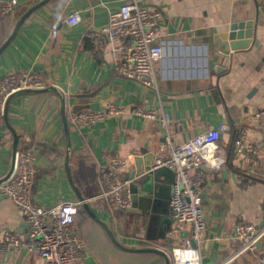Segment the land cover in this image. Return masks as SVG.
Masks as SVG:
<instances>
[{"label":"crops","instance_id":"crops-1","mask_svg":"<svg viewBox=\"0 0 264 264\" xmlns=\"http://www.w3.org/2000/svg\"><path fill=\"white\" fill-rule=\"evenodd\" d=\"M40 1L16 0L14 13L0 15V43ZM121 1L47 0L2 49L0 77L32 72L44 87L13 94L6 103V117L0 118V179L10 170L15 135L16 148L22 140L35 152L33 201L48 208L79 200L78 193L94 215L80 206L74 216L76 234L85 244L83 264H165L161 255L137 249H159L170 260L171 248L189 237L172 231L167 202L173 175L162 172L143 209L117 213L98 197L104 187L101 175L110 158L118 157L126 165L117 175L126 179L134 169L133 158L152 154L155 161L163 156L160 147L167 138L180 143L225 123L228 130L214 150L222 162L209 171L202 189L206 234L200 262L217 264L237 246L236 223H264V0H145L162 11L157 90L119 75L106 39L100 51L92 52L85 37L86 31L103 26L108 10ZM73 11L80 21L67 25L64 19ZM248 20L252 34L247 47L232 49L225 37L229 25ZM140 107L153 117L137 116L134 111ZM83 110L106 114L95 123L76 124L71 112ZM163 114L170 119L166 127L160 123ZM241 128L243 145L253 151L234 155ZM5 230L24 235L26 225L20 211L0 194V238ZM261 255L264 239L258 253H245L228 264H262ZM0 264L42 260L25 249L0 250Z\"/></svg>","mask_w":264,"mask_h":264},{"label":"built area","instance_id":"built-area-1","mask_svg":"<svg viewBox=\"0 0 264 264\" xmlns=\"http://www.w3.org/2000/svg\"><path fill=\"white\" fill-rule=\"evenodd\" d=\"M16 0H0V15L15 12ZM162 11L151 8L145 0H122L114 9H109L106 23L85 32L92 52L101 50L106 39L110 54L114 59L116 72L144 87L157 90L155 64L162 54L159 42ZM80 21L78 11L65 17L67 25ZM39 75L32 72L11 73L0 77V118L6 103L13 94L43 89ZM109 109L106 112H114ZM134 113L137 116L153 117L142 107ZM104 111H74L72 121L76 124H91L105 116ZM169 117H160L161 126L166 127ZM228 130L225 123L212 127L190 139L176 143L167 138L161 145L163 156L155 159L151 169L166 168L172 172L173 181L168 197L170 218L174 223L175 235L189 233L180 239L170 251V264H201L200 245L206 234L205 218L202 209V189L212 168L221 164L215 154L216 143L221 134ZM244 129L233 142L232 153L252 152L251 146L243 145ZM125 160L111 157L109 165L102 173L103 190L98 195L111 213L126 211L132 206L129 180L117 175ZM37 172L35 152L32 148L17 147L13 152L9 172L0 179V194L6 196L23 216L26 231L5 230L0 238V250L18 252L25 249L36 253L42 264H83L84 241L76 234L74 216L83 200L59 201L44 208L31 197L34 176ZM237 242L234 251L217 264H228L240 255L259 252L258 243L264 239V223L257 226L249 222H238L233 229ZM191 240L194 246L191 245ZM259 261L264 264V255Z\"/></svg>","mask_w":264,"mask_h":264},{"label":"water","instance_id":"water-1","mask_svg":"<svg viewBox=\"0 0 264 264\" xmlns=\"http://www.w3.org/2000/svg\"><path fill=\"white\" fill-rule=\"evenodd\" d=\"M46 1L47 0L40 1L39 3L30 7L23 15H21V17L18 19L17 23L15 24L13 31L11 35L9 36V38L0 46V52L9 43V41L15 34V31L17 30L18 26L23 22V20L29 14H31L35 9H37L39 6L45 3ZM250 24H251V21L248 20L245 22H237V23L234 22L229 25L228 32L226 33L225 37L226 39L229 40L228 45L232 49H235L237 47H241V48L247 47V44L249 42L248 40L252 34ZM5 113L6 112H4V117H6ZM16 141L17 139H16V136L14 135V143H15L14 151L16 149ZM154 158L155 157L152 154L143 155L142 157L136 156L133 158L134 169L130 171V173H128V175L126 176V179L129 180V191L131 193V200H132V206L130 208L143 209L142 205L148 202L147 196L150 194L152 185L156 181L159 180V177L164 170L166 171L168 170L166 168L151 169V166L154 162ZM66 170H68L67 167H66ZM168 171L172 175V172L170 170ZM156 186L158 187V184ZM160 188H161V185H160ZM165 189L167 190V192L169 191L168 186H166ZM77 197L79 198V200H83V198L78 193H77ZM82 206L84 207V209H86L90 213L91 216L94 217V215L89 211V208L86 202H84ZM104 228L107 231V233L110 235L111 239L113 240L110 230L106 226H104ZM191 245L194 246V242L192 240H191ZM262 245H263V239H260L258 243L259 248H262ZM137 251H150V252L157 253L164 258L165 264H170V260L168 256L159 249L142 248V249H137Z\"/></svg>","mask_w":264,"mask_h":264},{"label":"trees","instance_id":"trees-1","mask_svg":"<svg viewBox=\"0 0 264 264\" xmlns=\"http://www.w3.org/2000/svg\"><path fill=\"white\" fill-rule=\"evenodd\" d=\"M2 43H3V42H2ZM2 43H0V45H1ZM18 144H21L22 148H24V149H28V148H30V146H29V145H26V142H24V141H22V140H20ZM74 219H75V218H74ZM146 252H148V251H146ZM151 253H153V252H151ZM153 264H155V263H153Z\"/></svg>","mask_w":264,"mask_h":264}]
</instances>
